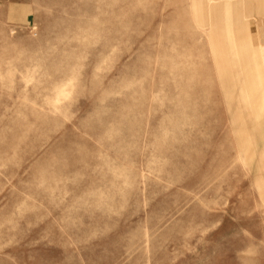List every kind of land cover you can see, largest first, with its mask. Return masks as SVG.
I'll return each mask as SVG.
<instances>
[{
    "label": "rangeland",
    "instance_id": "1",
    "mask_svg": "<svg viewBox=\"0 0 264 264\" xmlns=\"http://www.w3.org/2000/svg\"><path fill=\"white\" fill-rule=\"evenodd\" d=\"M247 1L0 0V264H264Z\"/></svg>",
    "mask_w": 264,
    "mask_h": 264
},
{
    "label": "crops",
    "instance_id": "2",
    "mask_svg": "<svg viewBox=\"0 0 264 264\" xmlns=\"http://www.w3.org/2000/svg\"><path fill=\"white\" fill-rule=\"evenodd\" d=\"M246 13L248 19L250 22H252V18L255 15H262L264 16V0H250L246 3ZM252 23L250 25V31H251ZM249 31V33H250ZM248 39L250 41V47L249 50L251 51V60L250 64L243 63V75L245 74V85L249 86L251 85L253 91L255 90V100H254V120L253 124L255 125L254 128V140L256 141V150L257 154L260 156L261 164L258 167V170H260V177H259V184L264 187V141L263 145L259 146L258 140H257V134L264 132V43H261L259 46V50H256L255 47L252 45L253 38L251 33L247 34ZM253 46V47H252ZM262 57L263 60H260ZM243 58V56H242ZM251 65V67H250ZM249 68H252L249 69ZM255 75V77H254ZM250 76V77H248ZM252 82V83H250ZM264 188L262 189V196H264Z\"/></svg>",
    "mask_w": 264,
    "mask_h": 264
},
{
    "label": "bare ground",
    "instance_id": "3",
    "mask_svg": "<svg viewBox=\"0 0 264 264\" xmlns=\"http://www.w3.org/2000/svg\"><path fill=\"white\" fill-rule=\"evenodd\" d=\"M218 43H219V42H218ZM218 43H217V44H218Z\"/></svg>",
    "mask_w": 264,
    "mask_h": 264
}]
</instances>
